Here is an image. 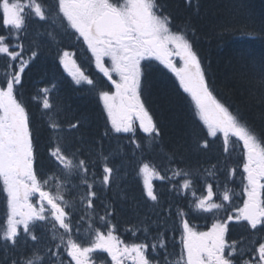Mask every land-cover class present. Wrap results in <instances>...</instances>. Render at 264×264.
<instances>
[{"label":"trees","instance_id":"16d2710c","mask_svg":"<svg viewBox=\"0 0 264 264\" xmlns=\"http://www.w3.org/2000/svg\"><path fill=\"white\" fill-rule=\"evenodd\" d=\"M156 2L170 16L175 29H188L189 45L199 57L215 97L264 144V0ZM6 31L0 13V35ZM52 34L51 42L40 46L38 57L23 69L16 84L15 66L6 64V57L0 55V85H13L31 123L33 170L42 174L54 170L47 143L54 128L48 121L58 119L68 133L63 136L64 148L77 164L87 165L85 177L93 180L87 187L92 210L110 212L118 221L119 236L131 234L138 226L144 235H159L155 240L159 244L171 243L182 230V223L188 221L186 197L179 194L182 189L178 184V193H170L159 180L149 195L136 176L138 167L148 164L158 177H162L161 170L169 172L181 166L198 173L224 156L228 170L236 153H224L220 141L209 137L172 76L154 61L144 63L141 86L159 138L149 142L140 133L113 131L99 98L98 87L103 79L95 81L93 75L95 82L81 84L79 88L66 77L64 80L54 55L56 32ZM29 43L28 47L39 48L32 41ZM52 79L58 80L48 117L35 97L43 87L52 85ZM194 179L198 185L201 178ZM196 183L193 186L197 188ZM5 186L10 185L0 173V225L8 216V202L14 199L12 188ZM2 243L0 240V264H15L14 256L19 250L6 249Z\"/></svg>","mask_w":264,"mask_h":264},{"label":"rangeland","instance_id":"374dc122","mask_svg":"<svg viewBox=\"0 0 264 264\" xmlns=\"http://www.w3.org/2000/svg\"><path fill=\"white\" fill-rule=\"evenodd\" d=\"M22 8L23 3L19 2H15L13 5L4 4L3 11L7 24L15 26L21 24ZM60 8L67 18L60 13L59 21L65 19L67 27L75 31L82 32L80 28L83 27L86 30L80 16L87 18V34L90 38L88 46L94 51L104 46L103 37L109 44L112 41L116 44L121 39L122 43L119 47H124L130 42L127 35L137 36L138 39L151 42H143L141 46L142 51H147V53L130 57L131 61L135 59L132 66L126 67L124 65L125 58L121 56L118 63L116 62L114 66L111 65L110 71L102 69L106 76L110 72L115 75L108 76L116 81L111 83L113 93L107 95L105 99L111 106L112 123L116 128L122 130L123 125L127 123L125 120L130 119L128 108L130 102L135 105L139 103L137 87L140 76L138 67L141 58H153L166 66L178 78L181 87L189 94L198 118L206 124L208 131L229 140L232 144L244 147L243 170L248 176L243 178L242 182L244 205L253 199V194L259 193L260 187L263 185L259 177L264 176L254 175L252 170L264 174V149L248 129L225 109H222L211 98L207 103L205 102V98L209 94L202 82L201 73L198 71L200 66L187 48L182 35L177 34L169 27V21L159 13L158 9L155 10L152 5H148L146 0H60ZM52 26L54 30L60 31L55 25ZM48 36L50 37L49 33ZM105 46L107 48L109 45ZM0 51L11 57H14L16 52L1 43ZM63 54L68 58L70 64H73L69 53L64 52ZM174 56H177V60L173 59ZM125 94L130 95V102L126 101ZM109 96L116 97L120 107L115 106L114 100ZM3 97V94L0 93L1 102L4 101ZM8 106L11 107L13 120L16 119L17 131L8 132L4 129L12 120L5 110L0 111V173L10 185L5 188H14L15 194L19 196L15 201L8 202V206L15 210L16 218L9 217L6 220L1 236L2 242L5 246L9 245L11 248L18 246L19 249L27 247L26 244H22L23 242H36L30 246L36 251L42 250L54 262H57L59 253L62 260L76 263L87 253V247L90 245V240L86 245L76 237V234L86 233L89 230V227L84 226L82 220L76 218L82 213L89 216L86 212L87 210L91 211V204L88 201L91 194L89 189L87 190L89 182L84 181L86 184L83 185L82 182L75 180L76 175L82 172L81 165L77 164L69 153H66L62 145H59L63 136L68 133L60 128L58 136L55 137L60 142L55 143L52 140L53 136L47 140V143L52 147L49 155L54 160V170L45 179L39 175L34 177L30 174L31 170L27 161V133L23 130V124L20 122L23 113L13 101L8 102ZM137 110L141 118L140 123L143 124L147 132H150L153 128L152 123L139 107ZM52 135L56 134L52 133ZM141 174L146 188L150 189L152 182L148 168L142 167ZM27 175L29 176L27 177ZM249 182L252 183L251 187L247 186ZM258 184L261 185L258 186ZM82 206L83 208L80 210L79 208ZM96 217L95 214L94 218ZM24 219L28 224H34V227H40L39 234H29L27 231L19 238H10L11 234L17 232V226L24 224ZM262 221L263 219L260 217V223ZM216 228L217 225L209 226L205 232H200L198 235L208 238L213 244L216 241V237H213ZM60 232L63 234L61 235ZM72 233L73 235H71ZM64 235L68 236L63 237ZM236 239L231 241L232 244L225 243L228 245V249L224 248L225 252L222 256L216 255L218 257L213 260H205L204 264H226L225 261H228V257L235 252L233 243L238 244L240 250L245 251L248 244L247 239ZM152 246L157 247L156 244H152L150 247ZM4 260L6 261L7 258ZM158 260L163 264H186L183 250H179L174 255L160 253ZM236 263L233 261V264ZM238 264L250 263L248 260H244Z\"/></svg>","mask_w":264,"mask_h":264},{"label":"flooded vegetation","instance_id":"af4514ba","mask_svg":"<svg viewBox=\"0 0 264 264\" xmlns=\"http://www.w3.org/2000/svg\"><path fill=\"white\" fill-rule=\"evenodd\" d=\"M258 223H260V220H257L254 223V226L253 227H255L257 229ZM246 233H247V236L250 239L257 237L256 233L253 232V230L251 228H247V232ZM205 243H206V245L203 246V255L202 256L203 257H207L208 259H212L213 258V254L215 252L208 246L210 244L209 240H205ZM248 246H249V248H252L253 247V245H251V244H248ZM226 264H228V263H226Z\"/></svg>","mask_w":264,"mask_h":264},{"label":"bare ground","instance_id":"6f19581e","mask_svg":"<svg viewBox=\"0 0 264 264\" xmlns=\"http://www.w3.org/2000/svg\"><path fill=\"white\" fill-rule=\"evenodd\" d=\"M197 2V1H196ZM45 41H46V39H44ZM47 42V41H46ZM62 142V141H61ZM64 143V142H63ZM63 143H61L60 145H62L63 146ZM63 148H64V146H63ZM65 149V148H64ZM71 156V158L72 159H74V161L76 162V158L75 157H73L72 155H70ZM77 163V162H76ZM79 177V176H78ZM101 183V182H100ZM83 207V206H82ZM80 210H82L81 208H79ZM98 212H103V211H98ZM89 216H87L86 214H84V213H82L81 214V216H82V219H84V221H88V222H93L94 221V212H92V210L91 211H89V210H87V212H86ZM76 219H80V218H76ZM81 220V219H80ZM83 221V220H82ZM117 229L118 228H116V225H115V233L117 232ZM117 234V233H116ZM117 235H119V234H117Z\"/></svg>","mask_w":264,"mask_h":264},{"label":"water","instance_id":"95a60500","mask_svg":"<svg viewBox=\"0 0 264 264\" xmlns=\"http://www.w3.org/2000/svg\"><path fill=\"white\" fill-rule=\"evenodd\" d=\"M185 245H186V247L188 246V245H187V242H186ZM187 260H188V262H190V258H189V256H188V254H187ZM190 263H191V262H190Z\"/></svg>","mask_w":264,"mask_h":264}]
</instances>
